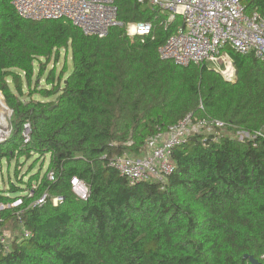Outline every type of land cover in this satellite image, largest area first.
Masks as SVG:
<instances>
[{
  "label": "trees",
  "instance_id": "obj_1",
  "mask_svg": "<svg viewBox=\"0 0 264 264\" xmlns=\"http://www.w3.org/2000/svg\"><path fill=\"white\" fill-rule=\"evenodd\" d=\"M12 1L0 0V90L14 130L0 142V166L20 150L49 154L38 190L50 196L31 205L34 177L0 187V237L10 223L21 233L7 251L0 241V264H253L246 255L264 264V136L238 134H264V60L230 51L235 82L207 64L164 60L159 46L183 21L166 28V14L139 0H117L123 25L106 37L66 20L24 19ZM244 2L264 13V0ZM135 21L154 22L155 37H130L125 25ZM64 48L73 70L57 81L51 70L52 89L34 98L36 61L58 62ZM187 115L226 126L186 137L164 180L130 184L109 165L144 156L152 137ZM73 177L87 182V199L72 191Z\"/></svg>",
  "mask_w": 264,
  "mask_h": 264
},
{
  "label": "built area",
  "instance_id": "obj_2",
  "mask_svg": "<svg viewBox=\"0 0 264 264\" xmlns=\"http://www.w3.org/2000/svg\"><path fill=\"white\" fill-rule=\"evenodd\" d=\"M142 4L156 7L166 14L160 25L166 28L177 16L183 24L170 34L159 46L162 59L172 61L179 66L208 65L225 57L228 67L235 70L230 51L241 55H253L264 60V13L250 11L244 0H139ZM18 15L34 21L66 20L80 28L87 35L106 37L117 25H123L119 19L117 0H13ZM130 37L154 34V22L135 21L125 25ZM233 61V62H232ZM234 63V64H233ZM226 123L221 120L194 119L187 115L166 132H160L149 140V150L142 157L128 154L112 157L109 165L115 168L130 184L142 181L164 180L175 170L173 152L190 134L196 132L219 133ZM30 124H26V136H29ZM240 138L256 139L264 136L261 131L240 132ZM27 138L26 140H28ZM48 180L55 181L56 174L48 173ZM41 179L34 180L25 192L31 205L43 204L50 194H39ZM71 188L82 200L88 198L90 188L79 177L71 179ZM56 203L62 197L55 196ZM58 201V202H57ZM3 207V205H2ZM28 236L27 230L24 231ZM8 238L0 237L4 242ZM9 244V243H8Z\"/></svg>",
  "mask_w": 264,
  "mask_h": 264
},
{
  "label": "rangeland",
  "instance_id": "obj_3",
  "mask_svg": "<svg viewBox=\"0 0 264 264\" xmlns=\"http://www.w3.org/2000/svg\"><path fill=\"white\" fill-rule=\"evenodd\" d=\"M182 17L176 18L177 23H181ZM170 23L168 24V26ZM55 58V57H54ZM54 58L50 62H46L45 58L42 59V63L36 61L35 63V76L33 78L32 88L31 90L36 91L33 94V97L36 99H44L43 92L48 89H52V85L50 86L47 83V75L53 69H56V81L60 79L64 75V78H67L71 70H73V60H72V52L70 49H62L60 52V60L56 62ZM233 62V61H232ZM44 63V67L42 64ZM234 64V63H233ZM211 68H214L216 71H220L221 74L226 77L228 80L235 82L237 80V70L232 71L230 67H228V63L225 57H220L218 61L208 64ZM43 69V73H39ZM62 75V76H61ZM26 89V87H25ZM28 90V89H26ZM28 97V93L25 96ZM56 96L50 97L49 99H54ZM47 99V98H46ZM11 108H9L8 104L4 100V95L0 90V141L5 142L13 135V127L11 123L12 119ZM30 132V131H29ZM28 141V140H27ZM23 147V146H22ZM20 152L16 153V156H12L10 160L4 159L2 161V167L0 166V187L4 190L9 189V185L11 183H17V177H23L24 180H29L31 177L34 179L43 178L45 173L49 168L50 155L47 154L43 156L38 153H28L26 150L24 153L20 154ZM53 202L56 203L55 197H53ZM58 202V201H57ZM21 203V199L17 198L11 204H7L5 207H13L19 206ZM2 205L0 209H2ZM23 212L19 213L21 215ZM3 233L7 238H12L20 236V230H17V226L14 227L13 223H10L3 229ZM9 239H5V243L8 244L10 242Z\"/></svg>",
  "mask_w": 264,
  "mask_h": 264
},
{
  "label": "water",
  "instance_id": "obj_4",
  "mask_svg": "<svg viewBox=\"0 0 264 264\" xmlns=\"http://www.w3.org/2000/svg\"><path fill=\"white\" fill-rule=\"evenodd\" d=\"M5 99V98H4ZM7 104V103H6ZM10 108V107H9ZM11 113H13V110L11 109ZM2 142V141H0ZM246 258L249 257L250 261L253 263V264H261L260 261L256 258H254L253 256L251 255H246L245 256Z\"/></svg>",
  "mask_w": 264,
  "mask_h": 264
}]
</instances>
